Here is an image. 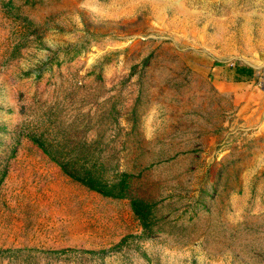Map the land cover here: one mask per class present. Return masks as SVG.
Segmentation results:
<instances>
[{
	"label": "rangeland",
	"instance_id": "rangeland-1",
	"mask_svg": "<svg viewBox=\"0 0 264 264\" xmlns=\"http://www.w3.org/2000/svg\"><path fill=\"white\" fill-rule=\"evenodd\" d=\"M0 264H264V0H0Z\"/></svg>",
	"mask_w": 264,
	"mask_h": 264
},
{
	"label": "trees",
	"instance_id": "trees-1",
	"mask_svg": "<svg viewBox=\"0 0 264 264\" xmlns=\"http://www.w3.org/2000/svg\"><path fill=\"white\" fill-rule=\"evenodd\" d=\"M233 66V78L236 80L248 78L252 74L250 66L237 63ZM30 141L38 146L43 153L47 154L60 168L62 173L78 183L86 185L88 188L96 190L105 196L117 197L125 192V188L128 184V173L126 171L115 173L113 179L106 180L97 173V169L95 168L97 166L93 164L77 165L70 161H62V159H58L47 146H44L38 138L30 136ZM139 203L140 202L136 198H129V206L131 210L138 219L143 220L142 218L144 214Z\"/></svg>",
	"mask_w": 264,
	"mask_h": 264
},
{
	"label": "crops",
	"instance_id": "crops-1",
	"mask_svg": "<svg viewBox=\"0 0 264 264\" xmlns=\"http://www.w3.org/2000/svg\"><path fill=\"white\" fill-rule=\"evenodd\" d=\"M252 69V68H251ZM252 74H253V71H252ZM252 74H251V76H252ZM251 76H249L250 78H251Z\"/></svg>",
	"mask_w": 264,
	"mask_h": 264
}]
</instances>
